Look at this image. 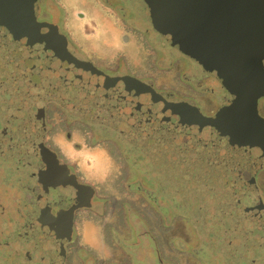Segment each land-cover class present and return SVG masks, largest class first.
Wrapping results in <instances>:
<instances>
[{"label": "flooded vegetation", "instance_id": "flooded-vegetation-1", "mask_svg": "<svg viewBox=\"0 0 264 264\" xmlns=\"http://www.w3.org/2000/svg\"><path fill=\"white\" fill-rule=\"evenodd\" d=\"M27 1L0 8V264H264V97L244 133L151 22L135 65L98 46L141 32L129 0Z\"/></svg>", "mask_w": 264, "mask_h": 264}, {"label": "water", "instance_id": "water-1", "mask_svg": "<svg viewBox=\"0 0 264 264\" xmlns=\"http://www.w3.org/2000/svg\"><path fill=\"white\" fill-rule=\"evenodd\" d=\"M143 1L154 29L234 97L226 116L250 133L257 100L264 97V0ZM31 3L0 0V8L22 13Z\"/></svg>", "mask_w": 264, "mask_h": 264}, {"label": "rangeland", "instance_id": "rangeland-1", "mask_svg": "<svg viewBox=\"0 0 264 264\" xmlns=\"http://www.w3.org/2000/svg\"><path fill=\"white\" fill-rule=\"evenodd\" d=\"M115 2H117V1H115ZM129 2L138 11H140V14H141L142 17H141V21H140L141 26H139V30L141 31L140 33H142V34H140L138 31H135V29L131 28L130 26L124 25V23H126V21H124V19H119L114 14V16H113V18L115 19L114 21H116L118 23L117 24L119 26L118 28H121V30L117 29L118 32L116 33V31H112V26L110 24H106L105 23V25H103L105 27L103 28V26H102L103 37L99 33L98 46H99V43L104 44V46L112 45L113 47L110 46L108 49L105 48L103 50L110 51L113 48L112 50L114 52H125L127 54V56L129 57V60H131L132 65H135L140 60L139 59V52L141 53V49H139V48L137 49L136 46L133 47L134 44L131 41H130L131 42L130 44L123 45V38L120 35H124V36H127V37L132 36V35L133 36L137 35V36H140L142 39L143 38L146 39V34L149 33V26H150V22H151V17H150V13H149L148 7L144 3L143 0H129ZM79 3L80 2H76L75 3L77 6L74 4V6H76L74 8L75 9L74 12L78 13V14H84V15L86 14L88 17L91 18V16H92V18H93L94 15L91 12V10H86V6H84L85 5L84 4V0L81 1V4H79ZM79 5H81V6H79ZM131 15H132V13H130L128 15V17H130ZM100 18L101 17L99 16V19ZM144 30H147V33L146 32L144 33ZM107 31L111 32V34H110L111 36L110 35L108 36L106 34ZM111 37L113 38V42L112 43L110 42L111 41ZM130 40H132V39H130ZM130 46H131V48H130ZM131 179H133V175L131 176ZM159 190L160 189L156 188V190H154V194H150L149 192H148V194L151 195L152 197H156V195H158V193H159ZM147 205H148L149 209L153 210L152 206L148 202H147ZM96 236H98V235H97L96 232H94L93 228L92 227H88V229L85 230V232L83 234V240L86 241V243H88V244L95 245L96 244L95 242L97 241L96 240ZM148 249H150V248L148 247ZM147 258H148V260L150 258L151 259L153 258V257H151V253L150 252H149ZM147 263L150 264L149 261Z\"/></svg>", "mask_w": 264, "mask_h": 264}]
</instances>
